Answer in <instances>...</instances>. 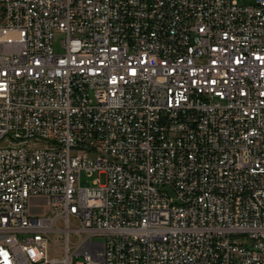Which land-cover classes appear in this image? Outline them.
<instances>
[{
    "label": "built area",
    "instance_id": "obj_1",
    "mask_svg": "<svg viewBox=\"0 0 264 264\" xmlns=\"http://www.w3.org/2000/svg\"><path fill=\"white\" fill-rule=\"evenodd\" d=\"M0 264H264V0H0Z\"/></svg>",
    "mask_w": 264,
    "mask_h": 264
},
{
    "label": "rangeland",
    "instance_id": "obj_2",
    "mask_svg": "<svg viewBox=\"0 0 264 264\" xmlns=\"http://www.w3.org/2000/svg\"><path fill=\"white\" fill-rule=\"evenodd\" d=\"M95 175H87L86 173L82 172L80 175V185L82 187H89L91 182L94 180Z\"/></svg>",
    "mask_w": 264,
    "mask_h": 264
}]
</instances>
